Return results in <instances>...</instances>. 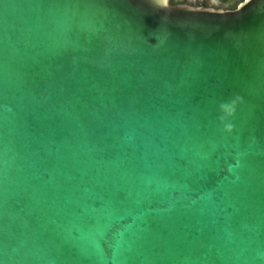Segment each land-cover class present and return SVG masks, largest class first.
Wrapping results in <instances>:
<instances>
[{"label": "water", "instance_id": "obj_1", "mask_svg": "<svg viewBox=\"0 0 264 264\" xmlns=\"http://www.w3.org/2000/svg\"><path fill=\"white\" fill-rule=\"evenodd\" d=\"M0 264H264V0H0Z\"/></svg>", "mask_w": 264, "mask_h": 264}, {"label": "flooded vegetation", "instance_id": "obj_2", "mask_svg": "<svg viewBox=\"0 0 264 264\" xmlns=\"http://www.w3.org/2000/svg\"><path fill=\"white\" fill-rule=\"evenodd\" d=\"M170 4H186V5H190V6H194V7H213V8H222V9H229L227 8V6H219L216 5V3L214 2V0H169Z\"/></svg>", "mask_w": 264, "mask_h": 264}, {"label": "rangeland", "instance_id": "obj_3", "mask_svg": "<svg viewBox=\"0 0 264 264\" xmlns=\"http://www.w3.org/2000/svg\"><path fill=\"white\" fill-rule=\"evenodd\" d=\"M236 0H214V2L216 3V5L219 6H227L228 3L234 2Z\"/></svg>", "mask_w": 264, "mask_h": 264}, {"label": "trees", "instance_id": "obj_4", "mask_svg": "<svg viewBox=\"0 0 264 264\" xmlns=\"http://www.w3.org/2000/svg\"><path fill=\"white\" fill-rule=\"evenodd\" d=\"M238 1H240V0H236V1H234V2L228 3V4H227V8L232 9V8L234 7V5H235Z\"/></svg>", "mask_w": 264, "mask_h": 264}]
</instances>
